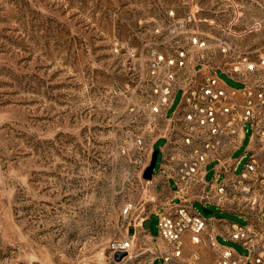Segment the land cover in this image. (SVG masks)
<instances>
[{
    "label": "rangeland",
    "instance_id": "rangeland-1",
    "mask_svg": "<svg viewBox=\"0 0 264 264\" xmlns=\"http://www.w3.org/2000/svg\"><path fill=\"white\" fill-rule=\"evenodd\" d=\"M182 51L188 68L264 79V0H0V264H125L112 242L158 209L140 159L155 89Z\"/></svg>",
    "mask_w": 264,
    "mask_h": 264
},
{
    "label": "built area",
    "instance_id": "built-area-1",
    "mask_svg": "<svg viewBox=\"0 0 264 264\" xmlns=\"http://www.w3.org/2000/svg\"><path fill=\"white\" fill-rule=\"evenodd\" d=\"M184 56L182 51L178 70H168L155 89L151 143L140 159L143 173L151 162L154 144L164 139L160 169L179 193L178 202L156 209L159 244L156 249H146L164 263L177 264L184 237L191 233L192 243L205 242L215 253V264H264V79L246 81L227 73L243 86L226 88L215 72L188 68ZM258 65L264 68V52ZM256 68V63H249L245 70ZM178 91L180 99L169 114ZM247 125L251 134L246 153L235 158ZM210 163L214 164L212 179L207 177ZM192 199L243 217L246 223L215 214L207 218L194 209ZM217 235L238 242L247 253L221 244ZM112 248L126 254L122 260L144 252L137 250L133 236L113 241Z\"/></svg>",
    "mask_w": 264,
    "mask_h": 264
},
{
    "label": "crops",
    "instance_id": "crops-1",
    "mask_svg": "<svg viewBox=\"0 0 264 264\" xmlns=\"http://www.w3.org/2000/svg\"><path fill=\"white\" fill-rule=\"evenodd\" d=\"M211 72L214 73V71ZM219 72L227 74L225 71H215L217 75ZM220 81L223 87H230L223 80L220 79ZM155 145L156 143L153 146L154 151L156 150ZM148 186L150 188L151 197L154 196V199L158 203V208H163L167 204L176 203L179 201V193L176 191L174 181L171 179H167L165 173L160 169V165L157 171L154 170L152 179L148 180ZM196 203H200L205 208L209 207L208 205H206V207L202 202L197 199H192V204L194 208ZM152 217H154L158 221V215L156 213V210L148 216L141 217L140 219H135L134 221H130L128 223L124 237L133 236L137 250L143 249L144 252H142L138 256L125 259V264H167L163 262L161 257H156L152 254V252H150V250L156 249L157 245L159 244L157 240L158 232L154 233L151 228H145L143 226V222ZM210 229L211 226L208 225L207 231H210ZM218 236L221 235H217V238ZM146 246H148L150 250H147ZM177 262V264H215L216 255L210 249L208 244H206L205 242L197 244L192 243L189 234H186L184 237V247L182 250V254L180 257L177 258Z\"/></svg>",
    "mask_w": 264,
    "mask_h": 264
},
{
    "label": "water",
    "instance_id": "water-1",
    "mask_svg": "<svg viewBox=\"0 0 264 264\" xmlns=\"http://www.w3.org/2000/svg\"><path fill=\"white\" fill-rule=\"evenodd\" d=\"M157 155H158V151L155 150L154 153H153V156H152L150 164L145 168V170L143 172V177L145 179H147V180H151L152 177H153V172H154V169H155V166H156V161H157ZM204 211H205L206 214L212 213V210H210L208 208H205ZM154 220H155L154 217L145 220L143 222V226L145 228H147V229L151 228L152 223L154 222ZM125 255L126 254L123 253V252H118V253H116L115 258H116L117 261H121Z\"/></svg>",
    "mask_w": 264,
    "mask_h": 264
}]
</instances>
